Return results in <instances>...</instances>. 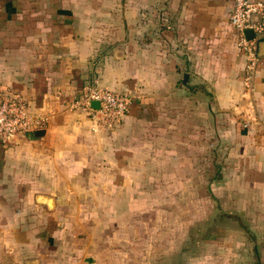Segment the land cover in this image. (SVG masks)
Segmentation results:
<instances>
[{
	"label": "crops",
	"instance_id": "obj_1",
	"mask_svg": "<svg viewBox=\"0 0 264 264\" xmlns=\"http://www.w3.org/2000/svg\"><path fill=\"white\" fill-rule=\"evenodd\" d=\"M234 5L235 0H0V93L22 96L44 120L30 137L0 141V264L3 255L10 264H46L48 255L35 251L39 225L49 230L56 221L60 230L97 232L99 214L105 213V227L113 230L118 214L142 212L146 207L131 200L146 198L140 186L151 177L143 172L148 163L141 149L203 148L212 132L223 136L220 147L247 154L242 161L252 162L250 169L207 179L222 187L206 197L199 189L181 188L193 177L156 173L160 187L170 188L156 193L170 198L169 207L156 210L170 213L171 228L187 233L172 236V251L155 256L154 263L264 264V144L244 140L260 130L256 123L264 124V34L261 62L248 82L246 58L229 20ZM93 90L131 98L118 128L106 131L90 111L72 106ZM184 198L187 204L179 200ZM190 198L196 204L189 205ZM212 213L224 222L213 237ZM197 223L204 227L199 234ZM7 231L14 237H5ZM19 231L25 240L18 239ZM78 251L77 264L98 263L97 253ZM107 256L115 264V255ZM140 264L148 263L143 258Z\"/></svg>",
	"mask_w": 264,
	"mask_h": 264
},
{
	"label": "rangeland",
	"instance_id": "obj_2",
	"mask_svg": "<svg viewBox=\"0 0 264 264\" xmlns=\"http://www.w3.org/2000/svg\"><path fill=\"white\" fill-rule=\"evenodd\" d=\"M255 125H258L260 130L257 129L256 131V129H253L249 135H245L244 140L248 141L250 144H264V124L260 122ZM193 137L192 140L199 141L200 136L193 135ZM222 138L223 136L220 137L213 132L209 133L205 135L207 143L204 144L203 148L200 147L191 150L184 149L166 152L162 149H155L153 145L146 150L141 149V157H144L142 154H145L148 163V165L144 166L143 172L145 171L147 174H150L151 177L140 186L141 189L147 191L146 198L131 200H137L139 202L138 205L146 207L145 210L134 214H118V220H116L113 230L105 227L107 218L105 213L99 214L101 224L97 232L90 229L81 231L74 228L60 230L58 229L57 222L54 220L49 230L43 231L39 229V225L38 228L35 229L34 238L40 239L41 242H38L35 251L48 255L46 264H77L74 255L78 250V252H82L84 248H88L87 253H97L100 255L98 256L99 261L97 264H111L110 261H108V254L115 255V264H140L143 258L147 260L148 264H156L154 263L155 256H158L160 253H163V255L170 254L172 251V247L170 246V239L172 236L176 237L178 233V236L182 237L186 235L187 230L180 229V227L179 229L177 227L172 229L169 221L171 217L170 213L161 215L158 210H156V208L160 206L169 207L170 198L160 199L156 196L158 195L156 193H159L161 189L169 190L170 188L160 187V183L155 180V174H174L178 175V179L180 180L183 177H189L190 179L193 177L192 181L184 179L185 182L180 183L182 186L181 188L199 189L200 192L203 191L205 193V197L208 196L209 191L219 190L222 186L217 183H208L207 179H212L211 182H214L217 176L243 173L246 172L247 169H250L249 165L252 164V162H249L248 165H246L245 162L243 163L242 160L247 159V154H242L237 151V148L229 146L226 148L225 146L220 147ZM230 141L232 142L233 140ZM170 152L174 153L172 157H177L176 160H171ZM177 152L179 156H176ZM254 156L255 155L252 153L249 155L251 158ZM137 167L136 165L134 168ZM132 170L135 172L134 169ZM203 174L204 177L202 176ZM208 184L211 186H208ZM179 200L183 204H187L186 198ZM189 200L190 203L188 204L190 205L191 202L192 204H196V200L198 199L190 198ZM210 203L211 205L214 204L213 201ZM191 216L192 215H190V217ZM72 217L74 218V215H72ZM211 218L209 226L211 227L210 230L213 237L224 227V222L221 220L220 216L213 213ZM196 226L197 228H195V230H197L198 234L203 231L204 227L202 224L197 223ZM10 232L11 235H13L12 231H7L5 237H11ZM92 232L93 235L88 238ZM78 235H82L84 238L81 239L80 237L76 239ZM24 237L23 232L19 231L18 239L23 241L25 240ZM60 240L64 241L61 246L59 245ZM181 248L182 247H179L180 250ZM61 254H66L67 256L60 257ZM123 255H128V257L123 258ZM64 257H67L66 263L64 262ZM3 258L4 262L2 264H10V259H6L8 258L7 255H3ZM21 258L22 257L19 256V259ZM91 263L95 264V262H89L88 264ZM165 263L166 262H164V264ZM20 264H22L21 260Z\"/></svg>",
	"mask_w": 264,
	"mask_h": 264
},
{
	"label": "built area",
	"instance_id": "obj_3",
	"mask_svg": "<svg viewBox=\"0 0 264 264\" xmlns=\"http://www.w3.org/2000/svg\"><path fill=\"white\" fill-rule=\"evenodd\" d=\"M230 24L236 29L238 47L246 58V80L250 82L260 65L258 43L264 34V3L252 0H235L229 17ZM252 30L254 39H247L245 31ZM92 102L99 104L98 109ZM132 100L128 95L110 90H93L73 103L90 111L97 124L106 131L118 128L128 113ZM44 127V120L30 112L28 102L20 95L11 92L0 93V141L4 144L32 136Z\"/></svg>",
	"mask_w": 264,
	"mask_h": 264
},
{
	"label": "water",
	"instance_id": "obj_4",
	"mask_svg": "<svg viewBox=\"0 0 264 264\" xmlns=\"http://www.w3.org/2000/svg\"><path fill=\"white\" fill-rule=\"evenodd\" d=\"M245 35H246L247 39H249V40L254 39V36H255L254 32L252 30L245 31ZM259 56L261 57L260 52H259ZM186 80H187V76L185 77V81L184 82H186ZM95 105H98V104H95ZM37 135L41 136L42 133H37Z\"/></svg>",
	"mask_w": 264,
	"mask_h": 264
},
{
	"label": "trees",
	"instance_id": "obj_5",
	"mask_svg": "<svg viewBox=\"0 0 264 264\" xmlns=\"http://www.w3.org/2000/svg\"><path fill=\"white\" fill-rule=\"evenodd\" d=\"M219 178V176L216 177V179H214L215 181ZM212 180V179H211Z\"/></svg>",
	"mask_w": 264,
	"mask_h": 264
}]
</instances>
